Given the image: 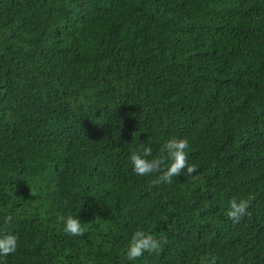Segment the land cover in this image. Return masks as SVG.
I'll list each match as a JSON object with an SVG mask.
<instances>
[{
	"label": "trees",
	"instance_id": "16d2710c",
	"mask_svg": "<svg viewBox=\"0 0 264 264\" xmlns=\"http://www.w3.org/2000/svg\"><path fill=\"white\" fill-rule=\"evenodd\" d=\"M174 136L194 172L132 171ZM4 234L2 264H264V0H0Z\"/></svg>",
	"mask_w": 264,
	"mask_h": 264
},
{
	"label": "clouds",
	"instance_id": "9594fccd",
	"mask_svg": "<svg viewBox=\"0 0 264 264\" xmlns=\"http://www.w3.org/2000/svg\"><path fill=\"white\" fill-rule=\"evenodd\" d=\"M188 141L185 138L171 137L164 141L159 149L158 155H153L152 148L145 144H139L133 148L128 156V163L132 171L137 175H145L161 169L166 162L167 166L163 170L162 179L167 181L171 177L179 175L182 171L192 173L195 167L186 165L185 149ZM249 201L247 199L233 198L228 201L227 216L239 219L245 214ZM63 231L71 235H79L83 229L81 221L77 216L68 215L62 218ZM17 247L16 236L14 234L0 235V257L7 256L15 252ZM159 247V242L151 234L142 230L132 233L127 242L125 254L129 261L140 257L145 251H153ZM2 264V261H0Z\"/></svg>",
	"mask_w": 264,
	"mask_h": 264
}]
</instances>
